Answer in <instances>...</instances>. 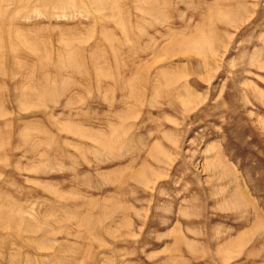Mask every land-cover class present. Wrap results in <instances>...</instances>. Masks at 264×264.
Masks as SVG:
<instances>
[{
	"label": "rangeland",
	"instance_id": "rangeland-1",
	"mask_svg": "<svg viewBox=\"0 0 264 264\" xmlns=\"http://www.w3.org/2000/svg\"><path fill=\"white\" fill-rule=\"evenodd\" d=\"M0 264H264V0H0Z\"/></svg>",
	"mask_w": 264,
	"mask_h": 264
}]
</instances>
